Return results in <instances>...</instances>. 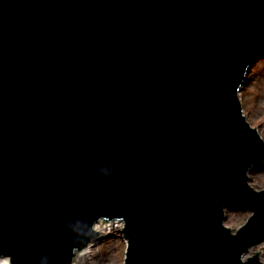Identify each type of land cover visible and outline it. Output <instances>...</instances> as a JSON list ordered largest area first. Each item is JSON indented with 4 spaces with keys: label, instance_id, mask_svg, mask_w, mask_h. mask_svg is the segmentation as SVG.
<instances>
[{
    "label": "water",
    "instance_id": "1",
    "mask_svg": "<svg viewBox=\"0 0 264 264\" xmlns=\"http://www.w3.org/2000/svg\"><path fill=\"white\" fill-rule=\"evenodd\" d=\"M263 53L264 0H0V257L73 264L118 219L124 264H264Z\"/></svg>",
    "mask_w": 264,
    "mask_h": 264
},
{
    "label": "rangeland",
    "instance_id": "2",
    "mask_svg": "<svg viewBox=\"0 0 264 264\" xmlns=\"http://www.w3.org/2000/svg\"><path fill=\"white\" fill-rule=\"evenodd\" d=\"M246 82L240 90V99L244 113L252 126L264 138V53L249 68ZM250 184L256 189L264 188V162L250 170ZM224 224L237 230L245 223L251 212L239 206L228 207L225 212ZM115 221V225L97 237L89 250L75 258L73 264H124L127 241L122 232L123 222ZM254 248L257 251L254 253ZM258 256L264 263V242L253 247L245 257Z\"/></svg>",
    "mask_w": 264,
    "mask_h": 264
},
{
    "label": "bare ground",
    "instance_id": "3",
    "mask_svg": "<svg viewBox=\"0 0 264 264\" xmlns=\"http://www.w3.org/2000/svg\"><path fill=\"white\" fill-rule=\"evenodd\" d=\"M122 224V221H120ZM115 221H109V220H99L94 224V228L99 230V234H105L111 226L115 225ZM253 249V248H252ZM89 250V247L81 250L80 252H77V255L75 258L79 257L81 254L86 253ZM257 251L256 248H254V253ZM76 261V260H74ZM0 264H11L10 260L7 256L0 257Z\"/></svg>",
    "mask_w": 264,
    "mask_h": 264
}]
</instances>
